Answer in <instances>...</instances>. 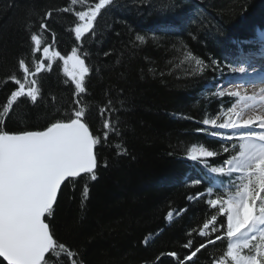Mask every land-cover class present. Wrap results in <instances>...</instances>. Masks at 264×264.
I'll use <instances>...</instances> for the list:
<instances>
[{"label":"trees","instance_id":"obj_1","mask_svg":"<svg viewBox=\"0 0 264 264\" xmlns=\"http://www.w3.org/2000/svg\"><path fill=\"white\" fill-rule=\"evenodd\" d=\"M97 3L0 0V111L19 87L11 77L24 81L26 91L38 89L36 102L18 98L0 127L42 130L82 109L100 141L96 179L87 174L67 181L45 219L65 248L50 251L48 264H215L228 240H216L224 228L209 232L203 225L211 229L215 214L216 226L223 220L226 228V216L207 200L233 195L235 185L211 169L237 155L239 145L210 138L203 121L222 123L236 102L216 89L237 49L264 31V0H111L77 40V13ZM32 34L41 40L40 51ZM44 47L53 59L43 57ZM73 49L88 68L83 93L63 69L61 57ZM21 59L33 72L37 62L44 66L25 80ZM193 147L216 155L191 161ZM210 239L215 243L207 244Z\"/></svg>","mask_w":264,"mask_h":264},{"label":"snow or ice","instance_id":"obj_2","mask_svg":"<svg viewBox=\"0 0 264 264\" xmlns=\"http://www.w3.org/2000/svg\"><path fill=\"white\" fill-rule=\"evenodd\" d=\"M71 2L76 4L77 0ZM110 2L99 0L90 11L77 13L79 20L85 21L83 25L75 27L77 40L92 28L100 9ZM41 28H46V25L42 23ZM30 39L35 51H40L41 40L38 35L32 34ZM48 52L49 48L44 47L43 53ZM67 60H74L79 67V78L73 75L72 79L78 92L83 93L85 88L82 81L88 68L84 66L83 60L76 59L75 49ZM250 62L251 58H242L241 66L234 67L233 71L246 73L247 69L243 65ZM196 64L200 65L201 61L196 60ZM43 66L42 61L37 62L33 72L23 59L19 61L25 80L30 75L34 76ZM11 79L19 87L11 92L3 111H0V124L18 98L26 96L35 103L38 96V89L28 86L26 91L24 81L15 76ZM31 83L34 85L36 81L32 80ZM235 115V120L230 118L219 124L215 119L203 121L214 128L232 129L241 141L239 154L223 161L227 165L226 169H211L213 173H226L230 178L227 183L235 185L233 195L219 201L207 200L213 208L219 203L217 212L226 216V228L223 220L220 221V227L216 226L215 214L210 217L213 227L209 229V223L205 222L203 228L209 232H219L220 228H224L216 240L226 237L227 251L223 259L216 260L215 264H264V131L256 130H264V115L248 118H244L241 113ZM83 117L82 109H73L67 119L51 122L42 130L10 133L0 127V257L6 264H48L47 253L51 251L55 254L57 249L65 251L64 245L57 244L53 239L45 219L53 215L58 193L66 180L71 183L69 178L78 177L81 173H89L91 179H96L94 169L97 167V157L94 148L100 141L89 131ZM105 127H108L107 123ZM211 134L219 135L217 132ZM225 139L232 140L233 134H227ZM224 151L227 152L228 148L225 147ZM201 155L213 157L216 153L207 150ZM190 158L198 160L197 155ZM233 173L239 175L233 177ZM201 195L203 193H197V197ZM200 234L205 233L202 231ZM214 243L215 240L207 241V244ZM186 246L191 247V243ZM200 247L206 245L201 244ZM199 251L200 248H196L186 260H192ZM68 255L73 253L69 252Z\"/></svg>","mask_w":264,"mask_h":264},{"label":"rangeland","instance_id":"obj_3","mask_svg":"<svg viewBox=\"0 0 264 264\" xmlns=\"http://www.w3.org/2000/svg\"><path fill=\"white\" fill-rule=\"evenodd\" d=\"M95 6H92L90 7L87 11H90L92 8H94ZM86 11V12H87ZM80 21V20H79ZM85 23V21H80L79 22V25H83ZM87 32V31H86ZM84 32V33H86ZM83 33V34H84ZM82 34V35H83ZM262 41H264V32H259L257 33L256 35V41L255 42H252L251 46H257L258 49H251L247 52H240L239 54V57L237 58V66H235L236 68H238L239 66H241V59L242 58H251V62L248 63V64H245L243 66L246 67L247 70H252V73H253V64L251 63H254L255 61H257V57L255 55H258V51L260 50V48H263V44H262ZM241 51V48L238 49V52ZM43 53V52H42ZM73 54V52L69 53L66 57H64L62 59V64H63V69H64V73L65 75L68 77V79L75 85V82L73 81L72 79V76L73 75H76L77 78H79V75H80V70H79V67L78 65H76L75 61L74 60H67V58L69 56H71ZM55 56V54H53L51 51H50V48H49V52L47 54L43 53V57L45 58H48L49 60L53 59V57ZM76 59L77 60H81L78 55L76 54ZM65 60H67V63H65ZM85 66V65H84ZM251 68V69H250ZM251 72V71H250ZM251 73V74H252ZM86 75V74H85ZM84 75V76H85ZM243 74L239 73L238 71H233V68L231 70V73H230V77L227 79V85L226 86H220L217 90H216V94L218 96H228V97H231L233 99H236V103L235 105L232 107V110L228 113V115H226L225 117V120L224 122L228 121L230 118V115L231 113H233L234 109L238 107L239 109V113L242 114V116L244 117V113H245V106L248 104V103H252V101L247 97V96H243L241 95L242 92L239 91V89H242V86L238 83L236 84L237 81H234L236 78H239L241 77ZM232 82V83H231ZM261 81L258 80L256 82H253L251 85H257L258 83H260ZM259 85V84H258ZM241 86V87H240ZM221 93H223L221 95ZM261 104V103H260ZM249 107H255L254 106V103L251 104ZM247 112V111H246ZM250 112L246 115H248V117L251 116ZM255 116V115H254ZM246 118V117H244ZM233 120L236 119L235 118H232ZM207 127H210V128H214L211 124H208L206 125ZM214 129H218V128H214ZM207 134H209L210 136H213L211 133L212 132H217L219 135H216L217 138H220V139H223V140H227L225 139V136L229 133L233 134V139L238 141V144L241 143V141L239 140V137L235 135L234 131L232 129H222V130H210V129H207ZM205 151L203 150L202 148H197V147H194L190 150L189 154H188V158L191 159L190 157L192 155H197L198 156V160L199 161H204L205 159H207L208 157H204L201 155V153ZM192 160V159H191ZM225 168V167H224ZM218 174H220V172H216ZM238 174V173H237ZM239 175V174H238Z\"/></svg>","mask_w":264,"mask_h":264},{"label":"bare ground","instance_id":"obj_4","mask_svg":"<svg viewBox=\"0 0 264 264\" xmlns=\"http://www.w3.org/2000/svg\"><path fill=\"white\" fill-rule=\"evenodd\" d=\"M256 39L251 40V42H255ZM263 48H260L258 51V55H255L257 57V61H255L253 64V73L252 70H247L246 73H244L241 77L236 78L234 81H237L236 84H240L242 86V89H239L240 92H242L241 95L247 96L254 106L249 107L251 104L248 103L245 106V110L250 114V117H254V115H264V41H262ZM254 48L258 49L257 46H254ZM251 69V68H250ZM251 71V72H250ZM252 73V74H251ZM260 80L261 82L257 85H251L253 82H256ZM232 83V82H231ZM240 86V87H241ZM261 103V104H260ZM245 111L244 117L248 118L247 112ZM236 113H239L238 107L234 109L233 113H231L229 118H235ZM249 114V115H250ZM257 131H264L260 129H256ZM227 168V165H225V169Z\"/></svg>","mask_w":264,"mask_h":264},{"label":"water","instance_id":"obj_5","mask_svg":"<svg viewBox=\"0 0 264 264\" xmlns=\"http://www.w3.org/2000/svg\"><path fill=\"white\" fill-rule=\"evenodd\" d=\"M94 153H95V148H94ZM94 170H95V169H94ZM87 174H89V173H81L80 176L75 177V178H69V179H70V180L78 179V178H80V177H82V176H84V175H87ZM67 181H68V180H66V181L61 185V189H62V187L64 186V184H65ZM61 189H60V191H61ZM60 191H59V193H60ZM59 193H58V196H59ZM57 198H58V197H57ZM47 255H48V253L46 254V256H47ZM0 260L3 261V258L0 257ZM3 263L6 264V262H4V261H3Z\"/></svg>","mask_w":264,"mask_h":264}]
</instances>
